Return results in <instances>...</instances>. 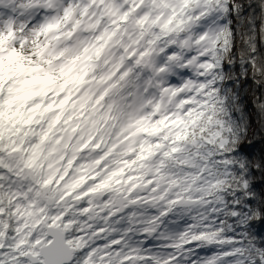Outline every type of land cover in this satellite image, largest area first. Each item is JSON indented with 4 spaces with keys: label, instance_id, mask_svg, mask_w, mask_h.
I'll list each match as a JSON object with an SVG mask.
<instances>
[{
    "label": "snow or ice",
    "instance_id": "snow-or-ice-1",
    "mask_svg": "<svg viewBox=\"0 0 264 264\" xmlns=\"http://www.w3.org/2000/svg\"><path fill=\"white\" fill-rule=\"evenodd\" d=\"M0 264H264V0H0Z\"/></svg>",
    "mask_w": 264,
    "mask_h": 264
}]
</instances>
